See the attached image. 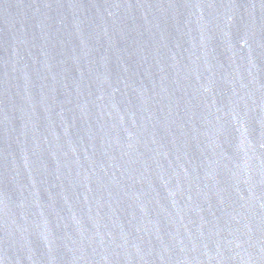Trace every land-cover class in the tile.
Masks as SVG:
<instances>
[{
	"label": "water",
	"instance_id": "95a60500",
	"mask_svg": "<svg viewBox=\"0 0 264 264\" xmlns=\"http://www.w3.org/2000/svg\"><path fill=\"white\" fill-rule=\"evenodd\" d=\"M0 264H264V0H0Z\"/></svg>",
	"mask_w": 264,
	"mask_h": 264
}]
</instances>
